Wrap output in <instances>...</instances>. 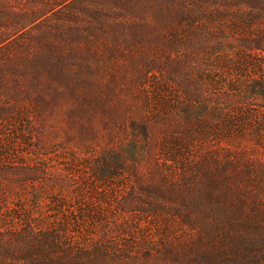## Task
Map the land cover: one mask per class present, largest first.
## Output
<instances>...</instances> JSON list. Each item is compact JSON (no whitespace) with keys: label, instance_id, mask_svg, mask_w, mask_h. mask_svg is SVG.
I'll list each match as a JSON object with an SVG mask.
<instances>
[{"label":"trees","instance_id":"1","mask_svg":"<svg viewBox=\"0 0 264 264\" xmlns=\"http://www.w3.org/2000/svg\"><path fill=\"white\" fill-rule=\"evenodd\" d=\"M0 264H264V0H0Z\"/></svg>","mask_w":264,"mask_h":264}]
</instances>
